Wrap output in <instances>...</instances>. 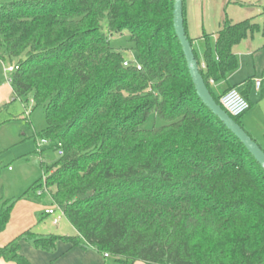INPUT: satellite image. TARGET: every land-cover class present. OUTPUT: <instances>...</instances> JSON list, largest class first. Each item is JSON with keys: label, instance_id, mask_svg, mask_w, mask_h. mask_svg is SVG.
Here are the masks:
<instances>
[{"label": "trees", "instance_id": "trees-1", "mask_svg": "<svg viewBox=\"0 0 264 264\" xmlns=\"http://www.w3.org/2000/svg\"><path fill=\"white\" fill-rule=\"evenodd\" d=\"M261 31L252 20L225 19L214 46L203 34L202 59L193 47L218 105L234 89L235 48ZM113 37H127L128 67ZM5 59L18 60L14 101L45 109L40 138L62 152L20 199L48 197L78 235L29 229L0 248V261L32 264L23 243L47 253L63 243L119 264H264V171L198 98L174 0H0ZM152 116L164 125L143 129ZM243 116L232 118L242 128ZM16 202H3L0 234Z\"/></svg>", "mask_w": 264, "mask_h": 264}, {"label": "rangeland", "instance_id": "rangeland-1", "mask_svg": "<svg viewBox=\"0 0 264 264\" xmlns=\"http://www.w3.org/2000/svg\"><path fill=\"white\" fill-rule=\"evenodd\" d=\"M187 30L189 37L198 38L203 32L217 34L225 19L233 23L252 20L254 24L264 27V0H185ZM103 30L108 32V21L103 20ZM256 62L264 63V33L255 34ZM252 39L242 42L235 52L245 53L247 45ZM254 43V42H253ZM111 44L116 50L122 51L127 61H134L135 54L130 50L131 45L127 37L111 38ZM201 43L196 48L200 57ZM200 46V47H199ZM243 66L252 68L253 60L243 59ZM18 60L11 62L9 59L0 60V212L5 201H17L7 229L0 235V248L24 232L25 226L32 229L37 235H56L76 237L78 234L63 215L58 226L53 225L54 217L41 220L47 209H54L59 214L58 208L53 205L48 197L35 203L21 200V196L38 181L48 177L47 167L54 165L59 159V153L53 150V144L48 142L38 154V144L41 142L40 134L46 129L45 109L34 108L33 101L24 104L15 100L12 85L9 80L13 75H7L5 70L15 66ZM238 62L240 59L238 57ZM259 78H261L259 76ZM241 93V92H240ZM253 101L255 114V141L264 148V93L256 96ZM249 112V113H250ZM164 123L156 120L154 116L144 124L143 129L151 130L163 126ZM246 131V130H245ZM248 132V131H247ZM64 213V212H63ZM105 264H119L113 258L104 259ZM1 264H13L2 262Z\"/></svg>", "mask_w": 264, "mask_h": 264}, {"label": "crops", "instance_id": "crops-1", "mask_svg": "<svg viewBox=\"0 0 264 264\" xmlns=\"http://www.w3.org/2000/svg\"><path fill=\"white\" fill-rule=\"evenodd\" d=\"M206 32L202 33L203 34ZM202 36L198 38H192L194 40L193 47L196 50L195 46L197 47L201 43H204V40L202 39ZM210 41L211 44L214 46L215 40H216V34L210 35ZM252 43L247 45L246 51L243 53H236L237 57H239V68L236 72L232 73L228 77V85L234 89H236L239 92H244L247 88L248 84L247 81L249 79H252V85H251V92L249 93V101L253 105L252 98L254 99L256 96H259L260 94L264 93V63L258 64L256 62V48H255V39H252ZM247 42V41H246ZM254 42V43H253ZM200 47V46H199ZM237 48V47H236ZM235 48V49H236ZM201 51L199 53L200 58L202 59L205 46H201ZM198 54V53H197ZM248 60V62L252 59L253 64L252 68L250 66H247L246 69L243 66V59ZM259 76L261 78H259ZM262 80L263 84L260 89H257L255 82ZM220 85L214 84V89H218ZM253 108V106H252ZM252 110V109H251ZM250 110V111H251ZM249 111V112H250ZM247 112L241 119V124L243 128L248 131V133L255 139V114L252 112ZM264 137V136H262ZM25 226L24 232L31 229L30 226ZM1 235V234H0ZM21 253L23 256H25L32 264H105L104 259H107L97 253L93 249L89 250H82L78 248H72L69 245L60 243L57 247V250L55 253H47L43 251H37L33 247H31L29 244L23 243L21 248ZM4 262L3 260L0 261V264Z\"/></svg>", "mask_w": 264, "mask_h": 264}, {"label": "water", "instance_id": "water-1", "mask_svg": "<svg viewBox=\"0 0 264 264\" xmlns=\"http://www.w3.org/2000/svg\"><path fill=\"white\" fill-rule=\"evenodd\" d=\"M183 1L184 0H174V30L182 47L196 94L203 105H205L207 109H209L211 113L215 115L234 135V137L245 147L248 153L264 171V152L261 147L253 141L248 133L240 125H238L220 105L215 102L204 82L198 62L194 55L193 47L187 37L184 25Z\"/></svg>", "mask_w": 264, "mask_h": 264}, {"label": "built area", "instance_id": "built-area-1", "mask_svg": "<svg viewBox=\"0 0 264 264\" xmlns=\"http://www.w3.org/2000/svg\"><path fill=\"white\" fill-rule=\"evenodd\" d=\"M129 62H125L124 66L128 67ZM19 70V68L15 66H10L6 68L5 72L7 75H13ZM138 70H141V68L138 66ZM9 83L12 84V79L9 80ZM263 84L262 80L256 81L255 85L257 89H260ZM221 106L222 108L230 115L232 118H239L243 115H245L249 110H250V104L249 102L242 96V94L237 91L236 89L230 90L228 93H226L222 98H221ZM48 141L46 140H41L40 144H38V149L37 153L41 154L42 153V147L47 145ZM62 155V152L59 153ZM58 208V206H57ZM59 214L57 215V211L54 209H47L45 211V214L48 217H54L53 219V225L58 226L60 220L62 219L64 215V211H61L59 208ZM105 258H108V255H105Z\"/></svg>", "mask_w": 264, "mask_h": 264}]
</instances>
